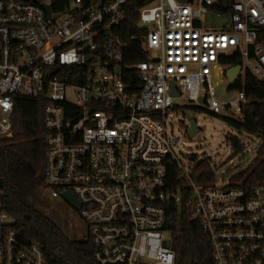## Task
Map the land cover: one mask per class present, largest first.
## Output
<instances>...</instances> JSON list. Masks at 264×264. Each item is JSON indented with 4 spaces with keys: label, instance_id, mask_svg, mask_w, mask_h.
I'll return each mask as SVG.
<instances>
[{
    "label": "built area",
    "instance_id": "2783aa9c",
    "mask_svg": "<svg viewBox=\"0 0 264 264\" xmlns=\"http://www.w3.org/2000/svg\"><path fill=\"white\" fill-rule=\"evenodd\" d=\"M209 13L228 25L205 26ZM128 17L146 56L129 65ZM236 55L239 75L264 81V0H67L59 12L0 0V139L12 136L16 99H43L41 191L79 203L88 264H174L164 229L173 206L198 221L213 264H264V177L196 183L166 125L179 108L241 119L244 94L220 97L213 86L215 68ZM11 225L0 191V264H47L41 245L20 244Z\"/></svg>",
    "mask_w": 264,
    "mask_h": 264
},
{
    "label": "trees",
    "instance_id": "16d2710c",
    "mask_svg": "<svg viewBox=\"0 0 264 264\" xmlns=\"http://www.w3.org/2000/svg\"><path fill=\"white\" fill-rule=\"evenodd\" d=\"M42 1L49 3L53 12H59L67 0ZM135 20L136 17L126 19L127 32L125 30L123 33L129 46L124 57L128 65L146 60V56L140 53L139 35L143 31L131 24ZM133 33H137L138 38L131 42L129 37ZM222 65L225 69L240 66V58L237 55L226 57ZM125 81L129 84L127 78ZM227 90L242 92L245 103L241 109V119L220 118L238 134L244 133L260 141L253 163L245 172L231 177L230 181L242 182L243 186L253 185L264 177V81L243 71ZM45 104L41 97L15 100L11 115L12 136L0 139L1 203L12 220L11 227L17 241L22 245L30 242L41 245L47 264H88L93 252L89 240L86 237L82 241L68 240L32 201L34 193L44 187L47 135L43 127ZM225 141L234 154L243 151V145L237 137L227 134ZM192 179L201 184L214 181V173L207 160L196 164ZM164 229L170 232V247L176 255L174 264H213L207 236L189 211L184 208L178 211L173 206Z\"/></svg>",
    "mask_w": 264,
    "mask_h": 264
},
{
    "label": "rangeland",
    "instance_id": "374dc122",
    "mask_svg": "<svg viewBox=\"0 0 264 264\" xmlns=\"http://www.w3.org/2000/svg\"><path fill=\"white\" fill-rule=\"evenodd\" d=\"M228 16L217 17L213 13L203 17V24L207 27H218L228 25ZM225 69L216 67L213 74V86L218 96L228 95V82L224 75ZM174 104L182 106L181 99L174 100ZM186 115L195 122L198 133L194 137H189L186 129L190 121ZM222 116H215L203 111H193L191 109L179 108L166 120L167 130L181 141L176 148L180 153L179 159L187 167L195 166L199 161L207 160L215 169V183L218 185L222 181L225 185L235 174L245 172L253 163L260 141L244 133L238 134L236 130L226 125ZM229 134L237 137L243 145V151L234 154L232 148L225 141V136ZM185 156L194 160L186 162ZM33 204L36 208L50 219L63 235L71 241H82L85 238L84 225L80 222L77 213L65 202L49 197L47 192L38 190L32 196Z\"/></svg>",
    "mask_w": 264,
    "mask_h": 264
},
{
    "label": "water",
    "instance_id": "95a60500",
    "mask_svg": "<svg viewBox=\"0 0 264 264\" xmlns=\"http://www.w3.org/2000/svg\"><path fill=\"white\" fill-rule=\"evenodd\" d=\"M181 2H186L188 0H180ZM41 8L45 11L46 13V17L49 18L50 16V7L49 5H45V4H41ZM55 18V16L53 17ZM241 71V67L240 66H236V67H231L228 69H225L224 71V75L225 78L227 80V82L229 84H231L233 82V80L239 75ZM117 74H120L119 70H116ZM170 95L171 96H177L175 89H174V85L170 84ZM201 102V99L199 100ZM187 119L190 121L189 123V127L186 129V133L189 137H194L197 133H198V129L196 127L195 122L192 120V118L188 115H186ZM61 198L63 199V201L68 204L71 208H73L74 210H79V203L77 202V200L69 193L64 192L61 194ZM168 246V243L166 244Z\"/></svg>",
    "mask_w": 264,
    "mask_h": 264
}]
</instances>
